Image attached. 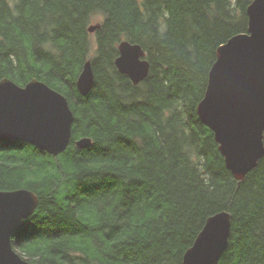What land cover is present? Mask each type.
I'll return each instance as SVG.
<instances>
[{
    "label": "trees",
    "instance_id": "obj_1",
    "mask_svg": "<svg viewBox=\"0 0 264 264\" xmlns=\"http://www.w3.org/2000/svg\"><path fill=\"white\" fill-rule=\"evenodd\" d=\"M252 1L0 0V79L36 77L75 114L57 156L0 140V190L40 199L12 238L24 259L182 264L207 219L225 210L231 235L216 264H264V157L237 180L197 113L217 49L247 31ZM124 39L150 61L137 85L115 65ZM88 59L94 84L83 95ZM82 137L92 144L79 148Z\"/></svg>",
    "mask_w": 264,
    "mask_h": 264
},
{
    "label": "water",
    "instance_id": "obj_2",
    "mask_svg": "<svg viewBox=\"0 0 264 264\" xmlns=\"http://www.w3.org/2000/svg\"><path fill=\"white\" fill-rule=\"evenodd\" d=\"M248 29L236 33L217 49L203 98L197 106L200 120L214 133L225 164L243 180L264 157V0L247 7ZM99 24L88 30L95 32ZM118 71L134 84L150 72V61L141 44L128 39L118 45ZM94 84L91 59L77 79L81 94ZM75 114L67 97L46 82L33 78L25 85L10 77L0 79V140L31 144L57 156L70 144ZM87 148L92 139L75 141ZM39 196L27 188L0 190V264H40L24 259L13 247L19 223L39 205ZM231 213L211 215L183 256L182 264H216L229 245Z\"/></svg>",
    "mask_w": 264,
    "mask_h": 264
},
{
    "label": "bare ground",
    "instance_id": "obj_3",
    "mask_svg": "<svg viewBox=\"0 0 264 264\" xmlns=\"http://www.w3.org/2000/svg\"><path fill=\"white\" fill-rule=\"evenodd\" d=\"M80 139V138H79ZM78 140V139H77Z\"/></svg>",
    "mask_w": 264,
    "mask_h": 264
}]
</instances>
